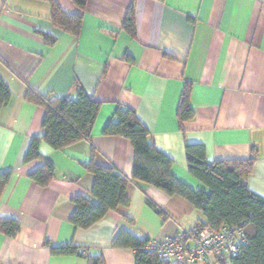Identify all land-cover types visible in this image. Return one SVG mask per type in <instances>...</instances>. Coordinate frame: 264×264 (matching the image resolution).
I'll return each mask as SVG.
<instances>
[{
	"label": "crops",
	"instance_id": "obj_1",
	"mask_svg": "<svg viewBox=\"0 0 264 264\" xmlns=\"http://www.w3.org/2000/svg\"><path fill=\"white\" fill-rule=\"evenodd\" d=\"M55 1L67 15L82 14L78 36L52 24L45 0H0V78L11 92L0 109V175L10 173L0 185V221L19 225L14 236L0 231V264H136L132 248L115 244L120 233L160 240L205 221L182 196L130 181L126 207L88 228L71 223L72 198L97 201L91 160L131 176L130 141L103 132L119 106L134 110L172 159V176L192 190L208 192L186 165L185 146L199 144L208 162L254 156L245 182L264 198V0H86L83 10ZM130 8L135 36L122 27ZM186 83L194 116L180 124ZM79 88L100 102L90 139L63 149L42 141V159L26 162L45 113L27 90L73 98ZM44 161L54 176L42 186L29 174ZM64 245L76 253L52 251Z\"/></svg>",
	"mask_w": 264,
	"mask_h": 264
},
{
	"label": "trees",
	"instance_id": "obj_2",
	"mask_svg": "<svg viewBox=\"0 0 264 264\" xmlns=\"http://www.w3.org/2000/svg\"><path fill=\"white\" fill-rule=\"evenodd\" d=\"M45 1L51 7L52 24L64 32L78 36L82 14L67 15L55 0ZM72 2L83 10L86 0H72ZM122 27L130 35L135 36L133 8L128 10ZM44 39L48 45L55 42V39L48 35H44ZM189 92L190 85L186 83L177 110L180 124L194 116V110L189 104ZM10 97V89L0 78V109L8 103ZM25 98L45 110L41 123L42 132L32 138L25 156L26 162L42 159L38 150L42 141L54 149H63L80 139H90L100 102L82 88L77 90L73 98L45 97L28 89ZM103 132L119 135L130 141L135 155L132 173L128 177L115 166L104 167L91 160L86 169L94 175L91 194L97 201L92 202L81 195L72 198L75 210L70 221L76 228H88L98 222L109 210L126 207L129 204L127 184L130 181L143 182L152 184L167 194H178L194 204L205 218V221L198 223V226L208 225L216 228L221 224H241L247 242L234 263L264 264V198L252 192L245 182L246 176L252 170L254 156L246 159H216L208 162L202 145H186L188 172L208 188V192L195 191L172 176V159L153 145L148 128L132 108L119 106L114 118L107 123ZM29 176L37 184L44 186L54 176V167L44 161L43 165ZM9 177V172L1 174L0 185L5 184ZM18 230L19 225L14 220L0 221V231L7 235L14 236ZM147 241L120 233L115 244L132 248L135 252L136 264H168V261L143 250ZM52 251L72 254L76 253V247L64 245L54 247ZM101 263H103L102 258L94 261L93 264Z\"/></svg>",
	"mask_w": 264,
	"mask_h": 264
},
{
	"label": "built area",
	"instance_id": "obj_3",
	"mask_svg": "<svg viewBox=\"0 0 264 264\" xmlns=\"http://www.w3.org/2000/svg\"><path fill=\"white\" fill-rule=\"evenodd\" d=\"M246 242L241 224H221L216 228L205 225L148 240L143 250L172 264H235Z\"/></svg>",
	"mask_w": 264,
	"mask_h": 264
}]
</instances>
